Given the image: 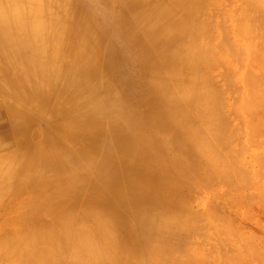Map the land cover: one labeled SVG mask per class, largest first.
Returning a JSON list of instances; mask_svg holds the SVG:
<instances>
[{
	"label": "bare ground",
	"instance_id": "obj_1",
	"mask_svg": "<svg viewBox=\"0 0 264 264\" xmlns=\"http://www.w3.org/2000/svg\"><path fill=\"white\" fill-rule=\"evenodd\" d=\"M219 1L220 0H214V4L217 3V5H212L213 0H208L206 2L204 0L205 3L203 0H91L88 2L83 0H0V159L3 158L2 161H6L7 166V172H4L6 175L4 174V176H1L0 178H3V180H9L12 179L13 176L15 178L17 175V179L21 180L22 175L25 174L28 178L24 182H22V180L19 181V192L23 190L26 193L28 191L30 194L32 193L34 195L33 198L32 196H28L31 197L30 199L32 200H23V202H20L16 197L18 191L14 192L13 189H8L9 186L6 187L7 189L4 191H2L3 189L0 190V218H3L0 220V259L2 260V264H9L3 263L4 261L12 262L13 264L14 262L15 264H99L101 261L100 263L103 264L102 262L104 260L109 262L108 264H120L121 262V264H123L127 259H123L125 257L119 256V253L122 252L121 255H123V253L129 255V253L132 254L134 250L136 252H134L132 255H129V258H131L133 255L134 256L131 258L132 260L130 259L131 262L127 260V264H129L128 262L131 264H133V262L134 264H138L137 262L142 260L144 257L146 261L149 259H147V256H149V254L146 255L147 253L139 255L136 247L137 249L139 247H143L141 249H146L148 252L156 250L154 248L158 246L160 243L159 241L161 239L164 240V237L162 236L164 230H168L170 224H172V220H174L172 218H174L176 215L178 216L179 214V211L177 212L178 214H176V210H178L181 206L176 208V204H182L183 207H185L184 203H187V200H189V195L192 193L190 190L192 186L190 187V185H193V182L194 185L196 182H198L200 186L202 184H206V179H204V181H200V179H198L199 176H194L196 173H192V171H199L201 166H209L211 161L208 159L210 161L208 162L207 158L204 157L205 155H203V152L205 147L211 143L210 141L215 137L217 131L219 132L220 130V132H222L224 129L227 130V125H222L223 120L226 117L228 118V116L233 114V112H236V114H233L234 116L239 113L238 111H240L242 114L244 111L243 107H246L247 103L249 105L251 103L252 104L251 106L246 107L250 108V110L245 109V112L248 110V112H250L253 109L254 111H258V114L262 113L260 111L264 112V106L259 105L262 98L264 100V94H261L263 93L262 89L264 84L262 83V87L261 82L258 81V83H260L259 85L261 86H258V84L255 85L256 82H254L258 80V78L259 80L261 78L263 79L264 76L262 77L259 74L260 77L257 75L258 77L256 76L257 78L255 80L253 76H255L254 74H256V72H253L255 69L252 70L256 64L258 67H260L258 72L262 71L261 69L264 68V61L259 58V56L263 57L264 48L261 47L262 44H260V42V45L257 44L260 39H257L258 41L255 39V37L258 36L257 34L263 36L264 32L258 33L257 30H259L260 27H254L256 25V21L255 24L253 21L255 19L254 16L256 15H254L253 12H258L260 15L261 12H259V10L263 11L264 6L262 7V5H260V7L258 5L257 7L260 8H258L259 10L256 11L257 7H255V5L252 3L257 4V0L256 2H254L255 0H251V3L250 0H243L246 2L245 5H243L241 2L243 5H241V12H248V14H246L247 17H245V14L239 13L245 17L242 18V20L244 19L245 22L247 21L249 23L245 24V26H243L244 20H241L242 16L239 14V16L229 15L231 17L230 19H233V21L235 17L234 22L237 21L240 24L242 21L241 27H245L247 30L246 31L245 28L241 29L240 25L237 27L238 24L236 23L237 25L235 27H237V29L234 27V30L236 31H234L236 33V37H234L237 38V40L241 39L245 32H248L247 34L245 33V37L247 38L251 32L250 36L243 43H240L243 38L239 41L240 45L238 44V47L236 48L240 49V53L236 48H234L235 51H237L236 53H238L237 57L235 58L236 53L233 50V47H231V44L234 43L232 46H237V44H235V40L230 39L232 35L229 36V30L226 29L229 27L228 23H226L227 25L224 24L227 19H223L225 17L227 18L228 15L224 16L223 18L221 17V15L228 13L225 11L228 9H224V6L227 3L224 5L223 0V3H221L223 7L222 10V8L218 9V7H220ZM229 1L231 2L232 0H228V4ZM248 2L251 8L249 7ZM261 2L259 1L258 3L263 4L264 1ZM231 3L233 4V2ZM206 4H208V7L211 5L212 10L207 11L206 8L208 7H206ZM251 4L253 6H251ZM213 6H216L215 9L217 8L216 13H213L215 11ZM228 7L230 9V6ZM238 7H236V9L234 7L235 11L238 10ZM248 7L249 9H252L253 7L255 10H248ZM221 10L222 13L217 12ZM223 11H225V13H223ZM263 13L264 12H262V14ZM216 14L222 18L221 20L223 22L219 20L220 23L225 25L224 27L222 24L221 28L218 25V21V24H216L217 28L219 26L220 30L226 29L225 31H228L226 35H223L224 30L220 32L221 36H224L222 39L226 41L224 42L226 46L223 45L224 40L222 43H220L222 40L220 39L221 36L218 41L219 43H215L216 39L212 38V36L219 37V33V35L217 33H214L216 35L213 33L210 34V31L217 32L215 29L216 25H214L215 23H212V26L209 25V28L214 26L213 28L215 31H213V28H211L212 30H209V28L207 29V22L210 24V21L213 20ZM250 15L254 17H251L252 21L250 20ZM259 15H256V18H258V20L260 18L263 21L264 16L262 17ZM237 16L240 20L236 18ZM247 18L249 21L246 20ZM217 19L218 18L215 17V20ZM262 21H260V24L257 22V26L262 25ZM246 25L250 26V28H248L249 31ZM241 30H245V32H241ZM263 30L261 29V31ZM200 34H205V36H200ZM238 34L241 36V38L237 37L239 36ZM252 34H255V36H252ZM206 35L210 37H208L209 40ZM260 35L258 37L261 38ZM228 38L230 42L232 40L231 44L227 43ZM262 38L264 41V36ZM210 39H213L211 41L212 43L209 42ZM248 40H250V44H253V46L249 44ZM252 40H254V43ZM254 44L258 46L255 47ZM229 49H232V51H230V53L232 52L230 54L231 61L229 60V62H234V58L236 61L239 59L238 61H242L240 65L242 67L245 64L244 60L240 58L243 56V54L241 56L242 52L245 53L244 55H255V57L252 58L253 61L251 59L252 56L247 59L248 62L250 61L252 63L251 68V63L249 65V63H247L245 60V62L249 65V69L248 67H244L246 68V71H248L244 72L241 77L244 78L245 75V83L248 82L246 79L250 78L249 80H254L252 81L254 84L252 82L251 83L255 88L252 85L249 86L250 84L247 83L249 87L247 86L245 90L250 88L252 92H257V94L259 93V97L254 93H250L249 99L253 97V100H255L250 102L248 98L245 99L246 96H249V94L246 95L247 93L244 91L245 93H243L242 98L245 100H240V103L242 102L241 106L243 105V107H241L239 103L238 106L237 104L235 105V103L231 102L232 109L233 107L235 108V106H237L243 110L241 109V111L236 107L235 109L238 111L235 109L234 111L232 110V113L229 111L230 114H224L225 116L228 115L225 117L223 114L221 115L220 112L222 109L224 110L226 108L224 105H222L224 102L222 100L225 99V96H223L225 95L223 94L225 89L223 88L224 92L222 93L223 95H221L223 99L219 98V93V96L214 94V85L212 87L211 83H217L218 81L215 80L216 82H213V80H210L213 75L210 69H214V66L221 63L222 60L220 59H223L221 58V55H229V53H227L229 52ZM219 52H221V54H219ZM256 56H258V59ZM219 60L220 63L218 62ZM254 61L256 64H253ZM229 62L227 64L228 66H230ZM260 62L262 63L260 64ZM235 63L240 64V62ZM242 63L244 64L242 65ZM222 64V67L224 68L227 66H225V63L223 62L220 64V66ZM238 64L237 67L239 69L240 66H238ZM247 64L245 66H248ZM224 68L223 72H226L225 74L227 75L228 71H224ZM232 69V66L227 68V70L231 71V73L233 72ZM237 70L235 72H237ZM223 72L222 75L219 73L220 76H224ZM248 72H250L249 76L253 77L252 79L248 76ZM218 73H215L213 78L216 77ZM231 75L233 74H229L230 78H232ZM233 76L235 77V75ZM224 78L221 77L224 82L229 80ZM243 78L236 79L238 81L240 79L243 82ZM232 81L230 79L227 84L225 82V84L229 85L230 88H227V86L224 85L227 88L226 90L229 89V94L234 90L232 87H235V82H238L233 80V78ZM241 84L238 83L239 87H237L239 89L241 88ZM256 86H258L259 89ZM237 87H235L236 89L233 92L237 93L243 90H238ZM216 89L218 88H215V91L218 92L219 90ZM222 91L220 90V92ZM234 94L229 95L230 97L232 96V101L234 99L233 102H239V100H237L238 96L236 98L233 97L237 94ZM241 94L238 97L239 99H241ZM214 95L216 97L218 96V99H216ZM256 97L258 98L256 99ZM217 100L220 101V106L219 102L217 106ZM256 100H259L260 103ZM254 102H256V104ZM263 102L261 104H263ZM224 104L226 105V101ZM254 104L255 107H253ZM258 105L262 106L260 107L261 109L258 108ZM213 106L215 108H212ZM218 107L219 109L216 112H220L219 115L212 112L213 109L216 110ZM231 108L229 110H231ZM226 111H228L227 108L224 110V113ZM248 112L246 113L247 115ZM255 113H251V115L254 116ZM241 114L239 113L238 115L240 116ZM217 115L218 117H216ZM247 115L245 116L246 118L250 116V114L248 116ZM213 116H215L216 119H219V123L214 122L217 124V126L221 125L219 130V127L217 128L212 123L215 120ZM209 117H213V120H211ZM221 117H224L222 118V123L220 120ZM237 117L238 116L232 117L233 119L236 118L238 120L235 125L231 123L235 127L237 126L238 122H242L240 121L241 119L239 120ZM260 117L263 118L261 122L259 121V117L258 119L255 117L257 123L255 121V123H250L253 122L251 120H255L251 119L250 117L247 118L250 119V121L247 120V122L245 119H243V116L241 117L242 120H245L243 122H246L247 124L249 122L250 124H248L249 126L247 125V129H245L246 123L243 124L242 122L240 124V126L243 125L241 126L242 130L245 127V130L249 129L250 131L245 132L248 134L251 133L249 135L250 137H245L247 138L249 147L250 145H253L255 147L257 146L256 148H258L260 146L259 144L262 145V141L264 140V138L263 140L262 138L258 140L256 139L260 136V134H263L264 136V132L260 133L261 130L264 131L263 129L260 130V128H264V126L254 127V124L264 125V115L261 114ZM202 119H205L206 125L203 124L205 121ZM206 119H209V121L207 122ZM233 119L230 118L231 121ZM226 122L224 124H226ZM207 123L211 124L212 127H216L215 130L217 129V131L213 130L216 133L213 135L212 139L211 134L213 132L209 130L211 126L209 125V127ZM251 124L253 125L254 131ZM228 126H230V124ZM235 127H232V129H234L233 131L237 129L235 133L231 132V127H228L229 130L227 131H230V134L228 133V138H230L229 136H231L232 133L234 134L231 136L234 137L231 138L233 140L235 139V136L240 135V132H238L239 130L241 131L242 135L246 134L245 132H242L241 129H238V127ZM253 132L258 134V137H256V134ZM224 134L219 137H215V139L217 138L215 143H221L223 141V143L220 144L223 146V148L222 146L220 147L215 143V145L210 144L213 150L215 148L216 151H220V158L224 157V154H227L229 150L227 149L225 152L226 149L224 147L231 148V145L235 144L237 140H240L241 142L238 143L237 141V144L242 145V142L244 144L247 143V141H241L244 139L242 136L239 137V139L236 138V141L233 143L231 139L227 138L226 140L225 136L227 137V134L225 136ZM252 136H255V139H252ZM203 138L206 139L205 142H207V139H211L210 141L208 140L210 143H206V145L203 142ZM259 140L260 142L258 144ZM226 141H229L227 142V145L230 143V146L228 145L229 147L224 145L226 144ZM256 142L257 144L255 145ZM244 144L241 146L242 149L240 147L242 151L245 149ZM248 146L246 147L247 151L245 150V153L248 155L253 153L255 155L254 152L257 150L254 151L255 149H252V151H248ZM217 147L220 148L218 149ZM208 148L212 150L210 147ZM208 148L206 147V150H208ZM221 148L225 150L223 151ZM233 149H230L233 151L229 150V153L234 152L235 154L237 148L236 150L235 148ZM210 150H208V153ZM241 150L237 152L238 154L240 153L239 155L244 156V152L241 154ZM260 150L261 149H259L258 152H260ZM216 151L214 150L216 155H213V157L215 156V159H217ZM223 152L225 153L222 154ZM205 153L207 152H204V154ZM211 153L212 152H210L208 155L210 156ZM260 153L262 154L263 152L261 151ZM228 154L224 158L229 159V162L231 159H233L231 162H234L235 155L230 153L229 156ZM247 154H245V156ZM259 154H257L259 157H257V155L256 157L252 154L250 155L252 156L253 160L256 158V160L260 162L261 157L264 158V155L260 154V157ZM228 156H233L234 158L231 157L230 159ZM210 158L212 159V155ZM258 158L260 160H258ZM226 159L220 160L223 162ZM205 160L207 163H205ZM256 160L254 163L257 164L258 162ZM2 161L0 160V162ZM263 161L264 159L261 162ZM222 162L219 163L223 164L224 166V162ZM236 162L237 161H235V163ZM247 162L248 160H246V163ZM215 164L216 163L214 162L212 163V165ZM218 164L214 166L215 169H213L214 167L210 164L211 167L209 166L210 169L208 168V171L211 170V174H208V182L206 181L209 184H207L208 186L203 185V187H207L206 189H213L214 187L217 188L218 185L216 184V181L218 178L219 180L222 179L221 181L223 185L224 183L228 184H226L224 190H227V186L231 190L234 188L233 192L236 191L235 188L237 189V187H244L239 182V185H236V187L233 184L237 181L242 182V180H239V178L237 180L236 178L239 176L243 177V174L246 172L244 170H247V168L250 170L248 167L249 165H247V168H244V170H239V176L237 174L235 175V171H238L236 168V170H234L232 173L229 172V174L231 173L230 175L233 174V178L231 176L229 177L232 179L235 177V181L232 183V179L229 181V177L226 175L224 176L225 173L221 174L218 172V174H220L216 175V171L222 170L221 172L223 173L226 169H228L225 166L221 169ZM252 164L253 163H251V165ZM259 164L258 166H260ZM232 165L236 166L234 163L230 164V169L227 171H232L231 168L234 167ZM216 166H218V170ZM238 168L242 169L243 167L239 164ZM261 168L262 166H260V168L258 167L257 169L254 167L253 169L255 171L253 173L255 174L256 171L257 173H260V171L262 172ZM32 171L35 172L34 175ZM212 171H215L216 174H212ZM237 171L236 173H238ZM2 173L3 172H1V174ZM260 174L264 175V172ZM222 175L227 177L228 181L225 180ZM248 175L249 174L247 172L244 177L247 178ZM214 176L220 177L215 178ZM249 176L251 177L247 179H251L255 175L252 176L250 174ZM209 177H211L212 180L211 178L209 179ZM196 178L197 180H195ZM261 178L263 179L264 177ZM253 179L254 178L249 180V182L253 181ZM191 180H193V182ZM257 180H255V182L253 181V183H256L255 185L258 188L257 182L260 180ZM212 181H214V183ZM247 181H245V183L242 182V184L246 185L248 183L247 185L249 186L250 183ZM212 183L216 186L212 185ZM209 185L212 186L209 187ZM229 185H231V187ZM213 190H215V188ZM238 190L241 189L239 188ZM261 190L264 194V190ZM228 192L229 194L231 193V191ZM228 192L226 193V191H223L224 194L226 193L224 195L225 197L228 195V198L231 196L233 199L237 198L233 196V192V194L230 196ZM253 193L251 192L250 194L253 195ZM262 193L259 195H262ZM244 196H246V194H244ZM255 197L256 196H254V198ZM228 198L226 197L227 203L233 201L232 198L231 200L229 199L230 201ZM255 199L256 201L258 200L257 198ZM262 200L263 199H261L260 203L264 204V201L262 202ZM246 202H244V204ZM239 204L240 203L237 205ZM249 204L247 205V208L250 207ZM187 206H189V204ZM193 207L194 206L190 207V210L189 207H186L185 210H194L196 213L198 211L200 212L201 208H199V210H195L196 207ZM206 208H208V206H206ZM181 209L182 208L179 209L181 213L179 214L178 219L181 222H184V224H181L184 226V228H186V230H188V228L193 224L197 226H191V230L192 228L195 229V227H201V229H203V226H209L208 223H211L210 230L213 226L214 231L212 229L211 232L213 231L214 234L221 231V235H223L224 231V233L227 232L224 230V228L227 229L228 227L229 229V226H227L229 223H227V221L231 219L229 217L227 220L229 214L227 215V213L224 212L223 214H226L227 216L221 215L220 213L221 211L223 212V210L218 209L217 206L216 208L214 207L212 209V212L216 213L217 216H219L218 218L214 216L216 214L209 212V209L207 210L202 208V211L206 212H200V214L202 213V216H200L198 213L199 219H202L200 222L199 220L196 221L198 218L195 219L193 218L194 216L190 217L189 212H187V214L186 211L182 209L186 213L184 216V213H182ZM173 211H175V213H171ZM218 214L224 217H221ZM248 214H250L251 217L252 212ZM181 215L184 216V218L186 216L190 219L192 218L191 221H193V224H191L190 221L186 223V221L190 220L188 218L186 220L183 218L184 221H182V218L180 219V217H182ZM207 215L211 216V221L213 219L215 223L217 221L216 219L219 220V223L220 220L223 221L226 219L227 221H225L227 223V227L224 225L225 227L218 226V228V222L216 223L217 225H214V222H208L207 220H209V218H207ZM220 217L221 219H219ZM249 218L247 217V219ZM178 219L176 218V221L173 223V225ZM259 220L258 222L261 223L262 220L260 218ZM231 221L234 224V221L230 220V223ZM178 223L174 228L171 226L173 231L178 230L176 229L178 228ZM199 223L206 224L201 226ZM253 223L255 226L257 225L255 221ZM222 224L224 223L221 222L220 225ZM231 224L230 227H233ZM182 225L179 224V226ZM183 226L181 228H183ZM205 227L203 230L206 229L209 231V228L207 229ZM236 227L240 226L237 225ZM135 229L139 230H137L140 234L139 237L137 231H134ZM171 229L169 230L170 232ZM131 230H133L134 233L136 232L138 237L136 239H138L137 241L140 244L139 246L136 245L137 241L135 240L134 233L132 235L133 231ZM179 230L177 231L176 236H179ZM196 230L197 229H195V231L193 230L194 232L192 231L191 235H193V233L195 235V233L199 231ZM234 230L233 232H235V235H239L237 231L239 229ZM246 230H248V227ZM158 231H161V235L158 234ZM169 231L167 233H169ZM229 231L232 230L230 229ZM204 232L202 237L205 236ZM110 233L112 234L111 236H109ZM153 233H156L157 237H159V235L162 236V238L159 237L158 244L155 242L157 239L154 240L156 243L155 246H152L151 244L153 242V238L150 235ZM182 233V235L180 233L182 237L183 235L187 234L186 232L184 233L183 230ZM198 233H196V235L199 237ZM254 233L256 234V232ZM174 234L172 237H174ZM189 234L190 232L187 235L188 237L186 236L184 238L180 236V238H177L179 240H177V242H175L176 240L174 241V237L172 240L174 243H172L171 240H168L174 245L180 242L181 244L179 243V245L182 246V244L187 243L186 239L190 240ZM209 234H206V238L210 237ZM227 234L228 233L225 235L229 239V234ZM245 234L246 233L244 231L241 232L240 237H238L240 242L242 239L246 241L244 238L246 236L247 240H251L249 237L250 234ZM121 235L125 236L122 237ZM216 235L217 234H215V237ZM242 235L245 236L242 238ZM149 236L152 238V240H150ZM258 236L261 235L259 234ZM198 237L195 238L199 240L200 238ZM118 238H120L121 243L123 240L125 242L128 241L127 243H129V240H127V238H129V244H131L133 247L135 245V249L133 247H129V244L125 243L129 248H131V250H127L126 252L128 247L126 249L123 248L125 247V244L123 247H121L123 243L121 244L119 241L117 242V240H119ZM195 238L193 237L192 239ZM231 238H233V236H231ZM203 239H205V237ZM228 239L226 240L228 241ZM235 239L237 240V237ZM235 239H229V241L232 240L233 242ZM141 240L144 245H142L143 243ZM165 240H167V238ZM168 240L167 242H169ZM211 240L215 241L214 238ZM224 240L225 239L222 240L221 244L226 242V240ZM199 241L201 242V239ZM202 242L205 243V241ZM217 242L219 241H215V243ZM232 242H228L230 246L233 245L230 244ZM162 243L165 244L164 241ZM190 243H192V241ZM226 243L224 244L226 245ZM246 243L247 241L244 242V245L245 249L247 250V248L250 246H248V243L246 246ZM107 244H109V246ZM167 244L168 243L165 245ZM187 244L189 245V243ZM207 244L209 245V243ZM240 244L241 243H238V246ZM170 245L171 244H169V246ZM177 245L176 247L179 248L180 253L186 254V248L184 250V246L179 247V245ZM196 245L199 246L200 244L196 243L194 246ZM201 245L204 244L201 243ZM201 245L199 246L200 248L197 246L193 249L199 248L200 253L203 254L201 251L204 246L201 247ZM225 245L223 246L225 247ZM234 245L231 248H235ZM117 246H119L121 249H119ZM167 246L166 248L169 249ZM241 246L242 245H240V247ZM112 247L113 250L115 249V251L119 250V253L116 251V254H119L118 256L114 254L115 251L112 253ZM115 247H117V249ZM164 247L165 246H163V248ZM209 247L211 248V246ZM240 247H238V249H240V253L238 252L239 256L236 255L237 258L235 259L237 262L232 261L237 264L238 259L241 256L243 257V252L245 253V249H242L244 251H241ZM175 248H173L174 252ZM236 248L233 250L234 253L237 250ZM132 249L134 250L132 251ZM217 249L218 247L215 250ZM179 250L177 251L178 253L176 252L177 254L175 253V257H179ZM210 250H212V248ZM109 251H111L112 254H109ZM147 251H144V253ZM219 251L221 252L222 249ZM247 251L249 252V250ZM161 252L165 253V251ZM174 252H172V255H174ZM189 252L191 251H188V254H190ZM213 252L212 254L214 261L216 258H214L215 252ZM84 254H86V257L83 256ZM221 254H219L220 257H216L223 260V257L221 258ZM246 254L248 253L246 252L245 255ZM58 255H60V257L62 255V257L59 258ZM230 255L232 256L234 254ZM108 256L109 258L107 259ZM183 256L184 254H182V257H179V259H182ZM207 256L208 255H206V257ZM246 256L245 261L243 260L244 257L240 258V260L242 259L244 262H246ZM134 257L135 259H133ZM139 257L142 258L140 259ZM152 257L153 253L150 259ZM178 257L175 259L178 260ZM164 258L165 257H163V259ZM171 258L170 263H176L174 262L175 260L173 261ZM207 258L210 259L209 256ZM234 258L230 260H233ZM58 259L60 260L58 261ZM150 259L147 261L148 264ZM189 259L191 260V258ZM225 260H223L221 263H227ZM242 260L239 262L240 264L243 263ZM105 261L104 263L107 264ZM143 261H141L142 263H139L146 264V261ZM160 261L162 263V260ZM192 262L193 261H191V263ZM207 262L205 263L208 264L212 261H209L208 263ZM259 262L262 263V259L261 261L259 260ZM154 264L157 263L154 262ZM178 264L186 263H184L183 260V262H178ZM216 264H220V262Z\"/></svg>",
	"mask_w": 264,
	"mask_h": 264
},
{
	"label": "rangeland",
	"instance_id": "obj_2",
	"mask_svg": "<svg viewBox=\"0 0 264 264\" xmlns=\"http://www.w3.org/2000/svg\"><path fill=\"white\" fill-rule=\"evenodd\" d=\"M83 1H87V2H88V1H91V0H83ZM206 1H208V0H205V2H206ZM209 1H210V0H209ZM245 1H246V0H245ZM245 1H243V0H236V1H235V0H232L231 2H233V4H232L230 1H229V4H228V0H224V3H223V0H222V1L220 0V1H219V3H220L219 6H220V7L217 6L218 9H219V8H220V9L222 8V10H223V7H222V4H221V3H223L224 5L227 3L228 6H230V9H229V7L227 6V4H226L225 6L223 5V6H224V9H226V8L228 9V10H225V11L228 12V13L226 14L225 11H223V13H225V14L221 15V17L223 18L224 16L228 15L227 18L225 17V18H223V19H227L226 22L224 21V22H225L224 24L227 25L226 23H228V26H229V27L226 26V27H227L226 29L229 30V34H230V35H229V34H228V35H229V36H231V35L233 36V37L231 36L230 39L236 41L235 44H237V46H236V45L232 46V45L234 44V43L231 44L232 40H231V42H230V41H229V38L227 39V40H228L227 43H230V44H231V47H233V50H234V51H235L234 48L238 47L239 41L243 38V39L240 41V43H243V42H244V41L250 36V33H251V32H250L249 35H248L247 38H246V37H245V33H246L245 30H246V28L243 27V28H245V30H241V32H245L244 35H242L243 37L241 38V36L238 34L239 36H237V37H240L241 39L238 38L239 40H237V38H235V37H236V36H235V35H236V33H235L236 31L234 30V27L238 24L237 27L240 25V28L243 29V28L241 27V23H242V21H243L244 19L242 20V18L247 17L246 14H248V12H246V11L243 12V13L241 12V5H242V4L245 5V4H246ZM259 1L261 2V1H264V0H257V4H255V3H252V4L255 5V7H257L258 5H259V6L262 5V7H263V6H264V2H263V4H261L262 2L259 4V3H258ZM203 2H204V0H203ZM205 2H204V3H205ZM215 2H216V1H215ZM241 2H242V4H241ZM244 2H245V3H244ZM252 2H253V1H252ZM254 2H256V0H255ZM208 3H209V2H208ZM250 3H251V0H250ZM231 4H232V5H231ZM234 4H235V5H234ZM236 4H238V5H236ZM252 4H251V6H253ZM207 5H208V4H206V7H208ZM212 5H217V3L214 4V0H213V4H212ZM243 5H242V6H243ZM248 5H249V2H248ZM203 6H205V5H203ZM209 6H210V7H208V8L205 7L207 11L212 10L211 5H209ZM238 6H239V7H238ZM215 7H216V6H215ZM215 7L213 6V8H214V10H215L213 13H216V9H217V8L215 9ZM231 7H232V8H231ZM234 7H235V9H236V7H238V10H240V11H238V10L235 11ZM249 7H250V5H249ZM249 7H248V10H251V11H252V9H253V11L255 10L253 7H252V9H249ZM260 7H261V6H260ZM260 7H257L256 11H258V10H259L258 8H260ZM209 8H210V9H209ZM242 8H243V7H242ZM250 8H251V7H250ZM231 9H233V10H231ZM261 9H263V8H261ZM222 10H221V11H217V12H218V13H219V12L222 13ZM242 10H243V9H242ZM246 10H247V9H246ZM248 10H247V11H248ZM211 12H212V11H211ZM237 12H238V13H237ZM249 12H250V11H249ZM259 12H261V14H262V12H264V10H263V11H260V10H259ZM213 13H212V14H213ZM239 13H241V14H245L246 16L244 17V16H242V15L239 14ZM253 13H254V15H255V14H256L257 16L259 15L258 12L256 13V12L254 11ZM238 14H239L240 16H242V17H241V20H242V21H241L240 24H239L237 21L234 22V21H235V17H234V21H233V19H230L231 17L229 16V15L236 16V15H238ZM251 14H252V13H251ZM261 14H260L259 16H262V17H263V16H264V13H263L262 15H261ZM213 15H214V14H213ZM239 15H238V16H239ZM256 15H255L254 17H255V19H257V20H255V19L253 20V21H254V24H255V21H256V25H255L254 27H258V28L260 27L259 30H257V29H255V30H257L258 33H262V32H264V30H263V27H264V22H263V21H264V20L262 21V19L259 18V20L262 21L263 24H262V23H261V24H262L263 26H262V25L257 26L258 24H260V21L258 20V18H256ZM204 16H205V15H204ZM208 16H209V15H208ZM208 16H207V19H208ZM210 16H211V14H210ZM238 16H237L236 18H238ZM248 16H249V15H248ZM212 17H213V16H212ZM215 17L218 18V19L215 20ZM215 17L213 18V20L210 18L213 22L210 21V19H209L210 24L207 22V24H208V25H207V26H208L207 29L210 27L209 25H211L212 23H215L214 25H216V24H218L217 22H218L219 20H220L221 22H223V21L221 20L222 18H220L217 14H216ZM228 17H229V18H228ZM251 17H253V16L250 15V20H251ZM254 17H253V18H254ZM248 18H249V17H248ZM248 18H247L246 20H248ZM253 18H252V19H253ZM228 19H230V20H228ZM263 19H264V18H263ZM231 20H232V21H231ZM238 20H240V19L238 18ZM207 21H208V20H207ZM215 21H216V22H215ZM220 21H219V24H218V25L221 27L223 23L221 24ZM248 21H249V20H248ZM251 21H252V20H251ZM251 21H250V24H251ZM258 21H259V22H258ZM257 22H258V24H257ZM229 23H230V25H229ZM236 23H237V24H236ZM247 23H248V22H247V21L245 22V20H244V22H243V26H245V24H247ZM224 24H223V25H224ZM231 24H233V25H231ZM248 24H249V23H248ZM252 24H253V23H252ZM254 24H253V25H254ZM212 25H213V24H212ZM212 25H211V26H212ZM225 25H224V27H225ZM219 26H218V28H217V25H216V27H215V29H216L217 32H212V31H210V34H212V33H213V34H214V33H217V34L219 33V34H220V35L218 34L219 37H217V36L215 37V36H212V35H211L212 38H214V39L217 40V41L215 40V43L219 41V38H220V36H221V33H220V32H222V31L224 30L223 32H224L225 34L223 33V35H226V33L228 32V31H225L226 29H222V30H220ZM246 26H247V25H246ZM248 26H249V25H248ZM248 26H247V29L250 28V26H249V27H248ZM213 27H214V26H213ZM213 27H211V28H213ZM224 27H223V28H224ZM230 27H231V28H230ZM232 27H233V29H232ZM237 27H235V28L237 29ZM254 27H253V28H254ZM211 28H209V30H210ZM221 28H222V27H221ZM251 28H252V25H251ZM205 29H206V27H205ZM205 29H204V30H205ZM261 29H262L263 31H261ZM211 30H212V29H211ZM250 30H251V29H250ZM205 31H206V30H205ZM207 31H208V30H207ZM213 31H215L214 28H213ZM230 31H232V32H230ZM234 31H235V32H234ZM246 31H247V30H246ZM248 31H249V29H248ZM259 31H260V32H259ZM208 32H209V31H208ZM233 32H234V33H233ZM237 32H238V31H237ZM241 32H240V33H241ZM253 32H254V31H253ZM231 33H232V34H231ZM238 33H239V32H238ZM247 33H248V32H247ZM247 33H246V34H247ZM255 33H256V31H255ZM206 34H208V33H206ZM210 34H209V35H210ZM256 34H257V33H256ZM263 34H264V33H263ZM201 35H202V36H205V34H204V35H203V34H200V36H201ZM214 35H216V34H214ZM253 35L255 36V34H252V36H253ZM257 35L259 36L260 34H257ZM206 36H207V38L209 37L208 35H206ZM229 36H228V37H229ZM234 36H235V37H234ZM258 36L255 37L256 40H257V39H258V40L260 39V41L257 40V41H258L257 44H258V45L262 44L261 47L264 48V46H263L264 41H263V38H262L264 35H263V36L260 35L261 38L258 37ZM244 37H245V38H244ZM205 38H206V37H205ZM207 38H206V40H207ZM209 38H210V37H209ZM209 38H208V40H209ZM222 38H224V36H223V37L221 36L220 39H222ZM225 38H226V37H225ZM250 38H251V37H250ZM212 40H213V39H212ZM212 40L210 39L209 42L212 43V42H211ZM223 40H224V39H222V40L220 41V43H222ZM261 41H262V42H261ZM224 42H226V41H225V40L223 41V45L226 46V45L224 44ZM248 42H249V44H250V40H248ZM252 42L254 43V40H252ZM259 42H260V44H259ZM213 43H214V41H213ZM218 43H219V42H218ZM255 43H256V42H255ZM230 44H229V45H230ZM239 45H240V44H239ZM250 45H251V44H250ZM258 45H255V44H254L255 47L258 46ZM227 46H228V44H227ZM251 46H253V44H252ZM228 47H229V46H228ZM231 47H230V48H231ZM225 48H227V47H225ZM236 49H237V51L239 52L240 49H238V48H236ZM227 50H228V49H227ZM230 51H232V49H229V52H227V53H229V55H221V58H223V59H220V58L218 57L220 60H222L221 63H222V62L225 63V66L228 64L229 60L231 61V59H230V54H231L232 52L230 53ZM234 51H233V52H234ZM237 51H235V53H236ZM241 52H242V51H241ZM239 53H240V52H239ZM219 54H221V52H219ZM242 54H243L244 57L242 56ZM244 54H245V53L242 52V53H241V56H242V57H240V58H242V60H244V63H245V64L242 63V65L244 64L243 67L240 66V65H241V62H242L241 60L238 61V60H239V59H238V60L236 61L235 58H236L237 55H238V53H236V55L233 54V55H235V58H234L235 60L231 57V58L233 59V61H234V62H231L232 65H231V63L229 62L230 66L227 65V66L224 68V67H222L223 64L220 66L221 63H220V60H219L218 62H219L220 64L216 65V63H215L216 66H214V69H210V70H211V73H213L212 78H211L210 80H213V82H214L215 80H217V81L220 83V84H219L218 82H217L218 84H217V83H211L212 87H213V85H214V87H213L214 94H215V95H218V96H219V94H220L219 98H222V99H223V97H221V95L225 94V95H223V96H225V97H224L225 99L227 98L226 100H225V99H224V100L219 99V100L224 101L222 105H224V106L227 108V110H228V111H226L227 113H226V112L224 113V110H226V108H225L224 106H223V107L225 108L224 110L222 109L223 107L221 108L222 111H220V112H221V115L223 114V116H225L224 114H228V115H229L230 113H232V110L234 111V109L237 107V106H235V108L233 107V109H232V108H231V107H232V105H231L232 103H235V105L237 104L238 106H239V104H240V106H241L242 102L240 103V100H241V101H242V100L244 101V100L247 99V98L249 99V97H250V93H251V94L254 93V92L251 91L250 88L246 89L247 91L245 90V88H247L248 84H250L249 86L252 85L253 87H254V85H253L254 82H256L255 85L258 84V86H261L262 83L264 84V78H263V79L261 78L263 82L261 81V79L259 80V78H258V80H256V78L259 76V74H260L262 77L264 76V68H262V67L264 66V64H263V66L261 67V68H262V69H261L262 71H259V72H258V70H259L260 67H258V65L255 63V61L253 62V64L255 63L257 66L255 65V67H253L252 70L255 69L253 72H256V74H254L255 76H253V77L255 78L256 81H254V80L252 79V78H253L252 76H249V74H250V72H251V69H250V72H248V76L251 77L252 81H254V82H252L251 80H249L250 78H249V79H246V80L248 81V82H247L248 84L244 82V80H245V75H244V78L241 77V75L244 74V72H247V71H248V70L246 71V68L248 67V69H249V65H250V63H251L250 61L248 62L247 59L250 58V56H252L251 59L255 57V55L253 56V55H244ZM233 55H232V56H233ZM215 56H219V55H215ZM258 56H259V55H258ZM258 56H256L257 59H258ZM238 58H239V57H238ZM259 58L262 59V61H264V55H263V57L259 56ZM226 59H227V61H226ZM260 59H259V60H260ZM217 60H218V59H217ZM245 60L247 61V63H249V65L245 62ZM252 61H253V59H252ZM235 62H240V64L235 63ZM258 62H259V61H258ZM261 63H262V62H260V64H261ZM237 64H238V66H240L241 68L239 67V69H238ZM246 64H247L248 66H245ZM231 66H232V68H233V69H232V71H233L232 73H231V71H229V70H231V69L227 70V68H229V67H231ZM215 67H216V68H215ZM218 67H219V68H218ZM244 67H246V68H244ZM251 67H252V63H251V65H250V68H251ZM257 67H258V69H257ZM223 68L225 69L224 71H228V72H227V75L225 74L226 72H223ZM237 69H238V70H237ZM219 70H220V72H219ZM236 70H237V72H235ZM238 71H239V72H238ZM218 72L221 73V75H222V72H223V73H224V76H220V74H219ZM234 72H235V73H234ZM242 72H243V73H242ZM253 72H252V73H253ZM211 73H210V75H211ZM215 73H218V75H216V77L213 78V76L215 75ZM228 73H229V74H233V75H235V77H236L237 79H238V78H243V82L245 83V86H244V83H243L240 79H239V81H238L233 75H231L232 78H233V80L238 81V82H235V84H236L235 87H237V86L239 87L238 83H240V84L243 83V84H241V86H240V87H241L240 89H241V90L243 89V90H242V91H239V92H237V90H236L237 93H240V92L242 93V94L240 93V94H241V99L238 98V97L240 96V94H237V93L233 92V91L236 89V88L233 86L234 84L232 85V86H233L232 88L234 89V90L232 89V90H233L232 93L229 94V93H228V92H229V89L226 90L227 88H230V86H229V85H226V84L230 81V79H231V81H232V78L229 77V74H228ZM262 73H263V75H262ZM246 74H247V73H246ZM207 75H208V74H207ZM210 75H208V76H210ZM252 75H253V74H252ZM257 75H258V76H257ZM219 76H220V77H219ZM225 76H226L227 78H226ZM246 76H247V75H246ZM248 76H247V78H248ZM256 76H257V77H256ZM210 77H211V76H210ZM221 77H222V78L225 77L224 79H226V80L229 79V80H227V82L225 81L226 84H225L224 80L221 79ZM259 77H260V76H259ZM219 78H220L221 80H220ZM218 79H219V80H218ZM258 81L261 82V85H259L260 83H258ZM211 82H212V81H211ZM215 82H216V81H215ZM221 82H223V83H221ZM232 82H233V81H232ZM249 82H250V83H249ZM251 82H252L253 84H252ZM230 83H231V82H230ZM233 83H234V82H233ZM215 84H216V85H215ZM221 84H222V85H221ZM224 85H226L227 88H226ZM242 85H243V87H242ZM220 86H221V87H220ZM222 86H223V87H222ZM249 86H248V87H249ZM258 86H256V87L258 88ZM219 87H220V88H219ZM238 87H237V89L240 90ZM262 87H263V85H262ZM215 88H218V89H216V90H219V91H218V92L215 91ZM223 88L225 89V92H224V89H223ZM251 88H252V87H251ZM254 88H255V87H254ZM260 88H261V87H260ZM222 89H223V91H222ZM258 89H259V88H258ZM258 89H256V90H258ZM263 89H264V87H263ZM263 89H262V92H263V93H261L262 95L264 94V90H263ZM220 90H221L222 92H220ZM230 90H231V89H230ZM252 90H253V89H252ZM226 91H227V93H226ZM244 91L247 93L246 95L249 94V96H246L245 99L242 98V97H243V96H242L243 93H245ZM249 91H250V92H249ZM253 91H254V90H253ZM215 92H216L217 94H216ZM223 92H224V93H223ZM248 92H249V93H248ZM218 93H219V94H218ZM222 93H223V94H222ZM234 93L237 94V95H235ZM231 94H232V95H233V94L235 95V96H233L234 98H236V97L238 96V97H237V100H239V102H238V101H237V102H233L234 99H233V101H232V96H231V97L229 96V95H231ZM254 94H256V96L259 97V93L257 94V92H255ZM215 95H214V97H216ZM226 95H227V96H226ZM262 95H261V96H262ZM218 96L216 97V99H218ZM228 96H229V98H228ZM251 97H252V96H251ZM258 97H256V99H257ZM261 98H262V97H261ZM261 98H260V99H261ZM214 99H215V98H214ZM254 99H255V98H254ZM249 100H250V102L255 101V100H253V97H252L251 99H249ZM262 100H263V98H262ZM262 100H261V103L264 101V100H263V101H262ZM225 101H226V105L224 104ZM228 101H230V102H228ZM246 101H247V100H246ZM256 101H257V100H256ZM218 102H219V106H220V101H218V100L216 101L217 106H218ZM227 102H228L230 105H229ZM231 102H232V103H231ZM250 102H249V103H250ZM257 102H259V100H258ZM216 103L214 102L215 105H216ZM221 103H222V102H221ZM238 103H239V104H238ZM245 103H246V102H245ZM254 103L256 104V102H254ZM259 103H260V102H259ZM261 103H260L259 105L264 106V102H263V104H261ZM214 104H213V105H214ZM251 104H252V103H251ZM251 104L249 105V104L247 103L246 107L251 106ZM255 104H254L253 107H255ZM215 105H214V106H215ZM259 105H258V108L261 109L260 107H262V106H259ZM214 106H213L212 108H215ZM233 106H234V105H233ZM241 107H243V105H242ZM246 107H243V108H244V111L242 112V114H241L240 111H238L237 109H235V110H237V111L241 114L240 116L238 115L239 113H237V115L234 116L233 114H236V112H235V113L233 112V114L229 115L230 117H229L228 115H226V116H228V118L225 116L226 118L223 120V124H222V125H227V126H226L227 130L224 129L225 131L222 130V132H220V130H219L221 125L218 124V125H220V126H217V124L214 123V122L217 123V122L219 121V119L217 118V119H218V120H217V119L215 118V116H213V117L215 118V120H214L212 123H213V125H215L217 128L219 127V128H218L219 132L217 131V129L215 130L216 127H214V126L212 127L211 124H209L211 121H210L209 123H207L208 126H209V125L211 126V127L209 126V127H210L209 130L213 132V133L211 134L212 136L209 135V136H211V139H212L213 135H215V133H216V132H214V131H217V133H216L217 136L215 135V137H219V136L223 135L224 132H225L224 136L227 134V137L225 136V139L227 140L228 135L230 134V131L227 132V131L229 130L228 127H229V128L231 127V129H232V127H235V126H233L232 124L235 125V123L238 121L236 118L233 119L232 117H236V116H238L237 118H238L239 120L241 119L240 121H242V122L245 121V120H246V122H247V120L250 121V119H247V118H249V117H250L251 119H255V117L258 119V117H259V118H260V120H259L260 122L263 120V118L260 117L261 114L264 115V112H263V111H260V112H262L261 114H258V111H256V110L254 111V109L251 110L250 112H248V111L250 110V108H246ZM230 108H231V110H229ZM237 108H239V107H237ZM218 109H219V107H218L216 110L213 109L212 112H213V113H217L216 111H217ZM221 109H220V110H221ZM239 109H240V108H239ZM241 109H242V108H241ZM241 109H240V110H241ZM245 109H249V110L245 112ZM256 109H257V108H256ZM214 110H215V112H214ZM242 110H243V109H242ZM242 110H241V111H242ZM262 110H263V109H262ZM229 111H230V113H229ZM252 111H254V112H252ZM218 112H219V111H218ZM220 112L217 113V114L219 115ZM222 112H223V113H222ZM247 112H248V115L250 114V116H248V115L246 114ZM255 112H257V113H255ZM213 113H212V114H213ZM244 113H245V115H244ZM251 113H255V114H256V115L254 114L255 117H254L253 115H251ZM213 115H214V114H213ZM218 115H217L216 117H218ZM221 115H220V116H221ZM246 115L248 116L247 118L245 117ZM258 115H259V116H258ZM211 116H212V115H211ZM242 116L244 117L243 119H245V120H242V118H241ZM251 116H253V117H251ZM213 117H212V118L209 117V118H211V120H213ZM222 118H224V117H221V118H220L221 123H222ZM230 118L233 119V120L231 121ZM226 119H227V122L229 121L228 124H227V122H226ZM202 120L205 121V119H202ZM206 120H207V119H206ZM208 121H209V119L207 120V122H208ZM251 121H253V122H250V123H255V122H256V119H255V120H251ZM254 121H255V122H254ZM225 122H226V124H224ZM242 122H241V123H242ZM246 122H243V124H245ZM260 122H259V123H260ZM218 123H219V122H218ZM231 123H232V124H231ZM241 123H240V122L237 123V126H236V127H238V129H241V126H243V125L240 126ZM256 123H257V122H256ZM203 124L206 125V121L203 122ZM229 124H230V126H228ZM248 124H249V122H248ZM248 124L246 123V128L244 127L245 129H247V125H248ZM262 124H263V123H262ZM238 125H239L240 127H239ZM249 125H250V124H249ZM249 125H248V126H249ZM255 125H256V124H254V127H257V126H259V127L262 126V127H263V126H264V125H260V124H257L256 126H255ZM244 126H245V125H244ZM251 126H252V128H253V125H252V124H251ZM236 127H235V128H236ZM221 128H222V127H221ZM223 128H225V127H223ZM244 128H243V130L241 129L242 132H245V131H246V132H250L249 129H248V130H245ZM252 128H251V129H252ZM231 129H230V130H231ZM255 129H256V128H255ZM261 129L264 130V128H260V130H261ZM213 130H214V131H213ZM233 130H234V129H232L231 132L235 133L237 129H236L235 131H233ZM260 130H259V131H260ZM253 131H254V128H253ZM256 131H257V129H256ZM259 131H258V132H259ZM226 132H227V133H226ZM238 132H240V133H239L240 135H239V136H235V139H236V138L239 139V137L242 136V138H244V139H242V138H240V139H242L241 141H245V142L247 141V138H245V137H246V136L250 137L249 135L251 134V133L248 134V133L245 132L246 134L243 133L244 135H242V133H241L240 130H239ZM251 132H252V131H251ZM258 132H257V133H258ZM261 132H264V131L261 130L260 133H261ZM218 133H219V134H218ZM228 133H229V134H228ZM233 133H232V135H234ZM253 133H254V132H253ZM254 134H256V133H254ZM1 135H2V134H1ZM232 135H231V136H232ZM236 135H237V134H236ZM252 135H253V134H252ZM257 135H258V134H256V137H258ZM261 135H262V136H261ZM231 136H229L230 138H228V139L234 138V137H231ZM206 137H207V135H206ZM215 137H214L212 140H211V139H207V142H205L206 139L203 138L204 141H203V140H202V141H203L205 144H206V143L208 144V143L211 142L210 144L213 145V144L215 143L216 139H217V138L215 139ZM254 137H255V136H254ZM254 137L252 136L251 138L253 139ZM207 138H208V137H207ZM209 138H210V137H209ZM261 138H262V140H263V138H264L263 134H260V136H259L258 138H256V139L258 140V139H261ZM218 139H219V138H218ZM223 139H224V138H223ZM225 139H224V140H225ZM235 139H234V140L231 139L233 143H234V141H236ZM245 139H246V140H245ZM254 139H255V138H254ZM208 140H209V141L211 140V141L209 142ZM249 140H250V139H249ZM219 141H220V140H219ZM237 141H238V140H237ZM237 141H236V142H237ZM255 141H256V140H255ZM263 141H264V140H263ZM263 141H262V145L259 144L260 140L258 141V144L260 145V146H259L260 148H259V147L256 148L257 146L255 147V146H253V145H250V147H249V146H248V145H249V144H248V141H247V143H245V144L242 142V145H243V144L245 145V146H244L245 149H243L244 151L241 150V149H242V147H241L242 145H241V144H237L236 142H235V144L232 143L235 147H234L233 145H231V148H226V147H224L226 150H225V149H222L223 146L220 145V144L223 143V141H222L221 143H220V142H216L215 144L218 145V146H220V147L222 146L221 149H222L223 151L225 150V152L227 151V149L230 150V149H233V148H235V150H236V148H237V151L241 150V151H240L241 154H242V152H244V153H243L244 156L242 155L243 157H242L241 155H239L240 153L238 154L237 151H235V154H234V152H230L231 154L233 153V155H235V158H234L233 156H231V157L234 158V162H233V161H232V162H233L235 165H236L239 161L241 162V161L243 160L241 163L239 162L236 166L232 165V166H234V167L231 168L232 171H231V170H230V171H227L228 169H230V166H229V165H230V164H233V163L231 162V160H233V159H231V157H229V156H230V155H229V154H230V153H229V150H228L227 154L229 153V154H228V155H229L228 157L231 159L230 162H229V159L224 158V157L227 156V154H226L225 152H223L222 154L225 153L226 155L224 154V157L220 158V156H219L220 151L218 152V151H216V149L214 148V150L217 152V156H216L217 159H215V156L213 157V155H216V154H215V152H214V150L212 149V146H211L210 144H209L210 146L206 144V145H207L206 147H207V148L210 147V148L213 150V151H212V150H210V149L208 148V150H210V152H212V153L214 152L213 154L211 153V155H212V159L210 158L211 155H210V156L208 155V154H210V152L208 153V150H206V147H205V149H204V152H207V153L204 154V152H203V155H205L204 157H206L207 160L209 159V160L211 161V162H210V161L208 160V162H210L211 165H212L213 162L216 163L215 165H217L219 162H222L220 159H222V160L226 159V160H225L226 162H225V161H223V162H224V166H225L226 168H228V169H226V168H225L226 170L223 169V170H225L223 173L221 172L222 170H221V171H216L217 174L215 173V171H212V174L215 173L216 175H219L220 173H221V174H224V173H225L224 176H225V175H226L227 177L231 176V177L233 178V174H232V175H230V174H231L234 170L238 169V171L236 170L238 173H236V171H235V175L237 174V175L239 176V172H240L239 170H244V168H247L246 166L249 165L248 167H249L250 170H248V168H247L248 171H247V170H244V171H246V172H245V174H243V177H240V176L237 177V176H236V177H237L236 179L238 180V178H239V180H242V182L245 183V181L248 180L247 182H249V180H251L252 178H254L255 180H257V179L259 178V179L257 180V181L260 180L259 182H257V183H258V188H257L256 185H255L256 183H255V184L253 183V181L255 182V180L253 179V181H250V182H249V183H250L249 186H251V183H252V186H251V187H249V186L247 185L248 183H247L246 185H245V184H242L241 181H237V182H235V183H237V184H235V183L233 184V185H235V187H236V185H239V184H238V182H239V183H241V185L244 186V187H242V186H241V187H237V189L235 188V190H236L237 192L239 191L238 193H240V194H238L236 191L233 192V190H234L233 186H232V188H233L232 190H231L230 188H228V186H227V188H226L227 190H224V189H225V186H226L227 183H226V184L224 183V185L222 184V181H221L222 179L219 180V178H218V177L221 176V175H220V176H218V177H217V176H216V177L214 176L215 178H218V180L220 181V182H219V181L216 179V180H217V181H216V182H217L216 184L218 185V187H217V188L214 187L215 190H213V189H214L213 187H212L213 189H211V188L206 189L207 187L204 186V187H205V188H204L203 185L208 186L207 184H209V183H207V182H208L207 179H208V176H209L208 174H211V173H210L211 170L208 171V168L210 169V167H211V165L209 164L210 167H209V166H205V167H204V166H201V167L199 168V171H197V170H193V171H192V173H196V174H194V176H196V177L199 176L198 179H200V181H202V180L204 181V179H206V180H205V183H206V184H202V185L200 186V184H199L198 182H196V183H198V184L195 183V185H196V187H195L193 180H191V181L193 182V185H194V186H193L192 184L190 185V187L192 186V188H190V190L192 191V193H191V195H189V200H187V203H184V206H185V207H183L182 204H179V205L176 204V205H177L176 208H179V207L181 206L180 208H182L184 211H186V210H185L186 207H187V208L189 207V210H190V207L194 206V207H196L195 210H197V209L199 210V208H201V209H200V212H204V213H205L206 211H202V208L207 209V210L209 209V212H212V209H213L214 207L216 208V206H217L218 209L223 210V212L221 211V213H220L221 215H224V214H223L224 212H226L227 215H228V214L231 215V216L228 215L227 220H228L229 217H230V218H231L230 220H233V221H234V224H235L236 226L239 225L240 227H236V226L233 224L232 221H231V223H232V224H231V223H230V220L227 221V220L225 219V220L227 221V223L229 222L228 225H227V226H229V229H228V227L226 226L227 223H226L225 220H223V221H225V222H223V221L220 220V223H219V220L215 218V219L217 220L216 223L218 222V223H217L218 225H217V224L213 221V219H212V221H211L210 218H212V217L209 216L211 213H210L209 215H207V218H209V220H207V219H206V220H207L208 222H209V221L214 222V223H215L214 225H217V227H218V226H219V227H220V226L222 227V226L225 225V226L227 227V229L224 228L225 226H224L223 228H224V230L227 231L226 233L229 234V235L227 234V235L230 237L229 239H233V240H234V239L237 237V240L235 239V241H233V242H232V240L229 241L228 237L225 235L226 233H224L225 231L223 232V229H222L223 235H221V231H219V232H220V234H219V232H216V230H215V232H216L215 234H217L216 237H215V234H214V232H213V231H214V228H213V226L211 227V228L213 229V231H212L213 234H212V232H211L212 229L210 230L211 223H208V222H206V223H208L209 226H208V225H205L206 223H203V224L206 226V227L203 226V229H204V227L207 228V229L209 228V231L206 230V229L203 230V229H201V227H200V228L198 227L199 229H198L197 227H195V229L199 230L201 233H200L199 231H198L199 233L196 232V233L199 234V237L196 235V233H195V235H194V233H193V235H191V234H192L191 232H192L193 230L195 231V229L192 228V230H191L190 227H191V226H192V227H193V226H197V225H194V224H193V221H191L192 218L190 219V218H188L187 216L184 218V216H185V214H186L187 212H189L190 217H193V216H194L193 218H195V219L198 218V219H196V221L199 220V222H200V221L202 220V219H199V214H200V212L198 211V212L196 213V211H194V210L189 211V210L187 209L188 211H186V213H185V212L181 209V210H182V213H184V216L181 215L182 217H180V219L182 218L181 220L184 221V220H186V219L188 218V219H190V220L186 221V223L190 221L191 224H193V225H191V226L189 225V226H190L189 228H188V226H187V228H188V230H189V232H190V234H189V235H190V237H189L190 240H189V239H188V240L186 239V241H187V243H189L190 246H189L187 243H186V244H187V245H186V244L183 242V243L185 244V246H184V244H182V246H184V247H183L184 250H185V248H186V254H185V253H180L179 248L176 247V245H177V244L179 245L180 242L177 243V244H175V245L172 244V243H174L175 240H176L175 242H177V240H178L177 238H180V236L183 234V233H182V230H183L184 233H185V232L187 233L188 230H186V228H184V226L182 225V224H184V222H181V221L178 219V216H179V214L181 213L180 210H179L180 208H179L178 210H176V214L179 213L178 216L176 215L177 217L174 216V218H172V219H174V220H172V224H170V226H169L170 229H171L172 227L174 228L175 225H176V224L178 223V221H179V223H178V228H176V229H178V230H179V227H180V230L182 229L181 232H180V230H179V232H178L179 236H178V235L176 236L178 230H177V231L174 230V231L176 232V233H175V232L173 231V229H171V232H170V231H169L170 229L168 228V230H167V229L164 230V233L162 232L163 234H165V235L162 234V236L164 237V240L161 239V240L159 241V242H160V243H159V242H158L159 237L162 238V236H160V235H161V234H160L161 231H158L159 233L157 232L158 234H160L159 237L156 236V235H157L156 233H153V234L150 235V236H152L153 240H152V238L149 236L150 240L153 241V242L151 241V242H152V243H151L152 246H155V245H156L155 242H157V244L159 243L158 246L162 244V245H161L162 247H161V246H159V247L156 246V248H154V249H156V250H152L151 252H148L146 249H145V250H142L141 248H143V247H141V248L139 247L138 249H137V247H136V250H138V251H137L138 254L140 255V254H146V253H147L146 255L149 254V256H147V259H148V258L150 259V257L152 256V253H153V257L150 259L149 264H151V263L154 264V262L157 263V264H169V263L171 262V260H170L171 256H172L171 259H173V261L175 260L174 262H176V263H174V264H178V262H183V260H184V263H186V264H187V263H189V264H192V263L196 264L197 261H199V262H197V264H204V263L207 262V261H208V262H209V261H212V262H210V263L207 262L208 264H212V263H213V264H216V263H219V262H220V264H228V262H229V264H237V263H235V262H237V260H235V259L237 258V256H239L238 254L240 253V249H238V247H240V245H242L240 248H241V251H244V250H242V249H245L244 242L247 241V243H248L249 245L246 243V246H247V245L250 246L249 248H247V250H249V252H250V255H249V252L245 249V253L247 252L248 254H246V255H247V256H246L245 253L243 252V254H244V255H243L244 259H243V260L245 261V256H246L247 259H246V262H244V261L241 259L242 262H243L242 264H245V263L247 264V263H249V262H250L251 264H257V263L259 262V260L261 261V259H262V263L259 262L258 264H260V263H261V264H264V262H263V259H264V248H263V246H264V242H263V241H264V228H263V225H264V206H263V205H264V204L260 203L261 199H263L262 202L264 201V198H263V197H264V194L262 193V190H261V189L264 190V186H263V185H264V178H263V179L261 178V177H264V175H263V174H260V173H263V172H264V171H263V169H264V167H263V166H264V163H263V162H264V161L261 162V161L264 159L263 157H261V155H264V142H263ZM224 142H225V141H224ZM227 142H229V141H226V144H224L225 146L227 145ZM239 142H240V140L238 141V143H239ZM253 142H254V140H253ZM240 143H241V142H240ZM249 143L251 144L250 141H249ZM215 144H214V145H215ZM246 144H247V145H246ZM252 144H253V143H252ZM256 144H257V142L255 143V145H256ZM228 145L230 146V143H229ZM228 145H227V146H228ZM239 145H240V146H239ZM229 146H228V147H229ZM232 146H233V147H232ZM247 146L249 147V148H248V151H249V150L252 151V149H253V150L255 149L254 151L257 150V151H256L257 154H259L261 151L263 152L262 154L260 153L261 155L259 154L260 157H261V161H260V162H258V161L256 160V158H254V159L258 162L257 164L254 163L255 160H253L252 156L250 155V154H252L253 156L256 157V155H257L256 152L253 151V152L255 153V155H254L253 153H250L249 155H250L251 157H250L247 153H245V150L247 151V149H246ZM220 147H217V148L219 149ZM238 147H239V150H238ZM240 147H241V149H240ZM244 147H243V148H244ZM250 148H251V149H250ZM218 149H217V150H218ZM259 149H261L260 152H258ZM233 150H234V149H233ZM233 150H230V151H233ZM221 152H222V151H221ZM236 152H237V153H236ZM206 154H207L208 156H207ZM245 154H247L248 156H247V155L245 156ZM236 155H237V159H236ZM257 157H259V156L257 155ZM206 158H205V159H206ZM241 158H242V159H241ZM244 158H245V161H244ZM249 158H250V159L252 158V159L250 160ZM262 158H263V159H262ZM2 159H3V158H1L0 160L2 161ZM238 159H239V160H238ZM212 160H213V161H212ZM227 160H228L229 163L227 162ZM246 160H248L247 163H246ZM258 160H260V159L258 158ZM216 161H217L218 163H217ZM235 161H237V162L235 163ZM4 162H5V163H4ZM223 162H222V163H223ZM249 162H250V163H249ZM1 163H2V164H1ZM205 163H207L206 160H205ZM227 163H228V166H227ZM243 163H246V164H243ZM251 163H253V164H252L253 166L251 165ZM259 163H260V164H259ZM261 163H262V165H261ZM239 164H240V166L243 167L242 169H240L241 167L238 168V165H239ZM242 164H243V165H242ZM258 164H259L260 166H262V168H263V169L261 168L262 172L260 171V173H257V171H256L255 174H254L253 172H254L255 170H254L253 168H254V167H255L256 169H257L258 167L260 168V166H258ZM3 165H5V166H3ZM215 165H212V166L214 167ZM250 165H251L252 167H251ZM218 166H220L221 169H222V167H224L223 164H220V163L218 164ZM218 166H216V167H217V170H218ZM244 166H245V167H244ZM202 167H203V168H202ZM206 167H207V169H206ZM213 167H212V168H213ZM220 167H219V169H220ZM233 168H234V169H233ZM235 168H236V169H235ZM251 168H252V169H251ZM6 169H7L6 161H2V162H0V177H1V176H4V174H5L4 172H7ZM213 169H215V167H214ZM226 171H227L228 173H227ZM258 171H259V169H258ZM1 172H3V173L1 174ZM207 172H209V173H207ZM218 172H220V173L218 174ZM229 172H231V173L229 174ZM247 172H248L249 175L251 174L252 176H254V175H255V176L252 177L251 179H247V178L251 177V176H249V175H248L247 178L244 177V175H246ZM249 172H250V173H249ZM32 173H33V175H34L35 172L32 171ZM32 173H31V174H32ZM206 173H207V175H206ZM241 173H242V171H241ZM227 174H228V175H227ZM258 174H259V175H258ZM5 175H6V174H5ZM235 175H234V176H235ZM240 175H241V174H240ZM257 175H258V176H257ZM262 175H263V176H262ZM194 176H193V178H194ZM222 176H223V175H222ZM224 176H223V177H224ZM211 177H213V176H211ZM211 177H209V179H210ZM227 177H224L225 180H227ZM231 177L228 178L229 181H231V180H230V179H232ZM13 178H14V176H13ZM13 178H12V179H9L10 181H9V180H3V178H2V179L0 178V180H1V181H0V190L3 189L2 191H4V190L7 189L6 187L9 186L8 189H13L14 192H17V191H18L16 197L18 198V200H19L20 202H23V200H27V201L32 200V199H30L31 197H28V196H32V198H33L34 195H33L32 193L30 194L28 191H27V193H26V192H24L23 190H21V191L19 192L20 189L18 188L19 181H21V180H22V182L26 181L27 178H28L27 175L23 174L22 177H21V180H20V179H17V175H16V177H15L14 179H13ZM215 178H214V179H215ZM242 178H243V179H242ZM214 179H213V180H214ZM244 179H245V181H244ZM2 180H3V181H2ZM195 180H197V178H196ZM211 180H212V178H211ZM211 180H210V183H211ZM223 180H224V179H223ZM11 181H12V182H11ZM200 181H199V182H200ZM206 181H207V182H206ZM227 181H228V180H227ZM234 181H235V177H234V179H232V183H233ZM212 182L214 183V181H212ZM189 183H190V181H189ZM202 183H203V182H202ZM213 183H212V185H214ZM230 183H231V182H230ZM230 183H229V184H230ZM232 183H231V184H232ZM5 185H6V186H5ZM212 185H209V187L212 186ZM227 185H228V184H227ZM12 186H14V187H12ZM214 186H216V185H214ZM229 186L231 187V185H229ZM245 186H246V187H245ZM254 186H255L256 188H255ZM16 188H18V189H16ZM239 188H240L241 190H238ZM243 188H244V189H243ZM210 189H211V190H210ZM228 189H229V190H228ZM207 190H208V191H207ZM223 191H226V193H227L228 191H231L230 194H229V192H228L229 196H230L231 194L234 193L233 196H234V197H237V198H239V199H237V198H234V199H233L232 196H231L230 198H228V195H226V197L228 198V200H229V199L231 200V198H232V200H233L232 202L227 203V202H226L227 199H226V197L224 196L226 193L224 194ZM245 191H246V193H245ZM247 191H248L249 193H248ZM232 192H233V193H232ZM251 192H252V193H253V192H256V193H253V195L255 194L254 196H256L255 198L258 199L257 201H256V199L254 198V196H253L252 194H250ZM263 192H264V191H263ZM261 193H262V195H259V194H261ZM242 194H243V195H242ZM244 194H246V196H244ZM248 194H250L254 199H253L250 195H248ZM256 194H257V195H256ZM236 195H237V196H236ZM258 195H259V196H258ZM247 196H248V198H247ZM249 196H250V197H249ZM257 196H258V197H257ZM244 197H245V198H244ZM260 197H261V198H260ZM250 198H251V200H250ZM259 198H260V199H259ZM248 199H249V200H248ZM33 200H34V199H33ZM230 200H229V201H230ZM237 200H238V201H237ZM244 200H246L247 202L244 201ZM252 200H255L256 202H255V201H252ZM249 201H252V202H249ZM258 201H259V203H258ZM203 202H204V203H203ZM237 202L240 203V204L237 205V204H238ZM244 202H246V203L244 204ZM247 203H248V204H249V203H251V204L253 203V204H252V205L249 204L250 207L247 208V205H248ZM254 203H255V204H254ZM263 203H264V202H263ZM188 204H189V206H187ZM235 204H236L237 206H236ZM246 204H247V205H246ZM261 204H262V205H261ZM190 205H191V206H190ZM206 206H208V208H206ZM209 206H210V207H209ZM228 206H230V207H228ZM251 206H252V207H251ZM260 206H262V207H260ZM194 207H193V208H194ZM211 207H213V208H211ZM237 207H239V208H237ZM256 207H258V208H256ZM176 208H175V209H176ZM193 208H191V209H193ZM252 208H253V209H252ZM255 208H256V209H255ZM261 208H262V209H261ZM244 209H246V210H244ZM247 209H248L249 211H248ZM210 210H211V211H210ZM215 210H216V209H215ZM225 210H226V211H225ZM251 210H252V211H251ZM178 211H179V212H178ZM192 211H194L195 213L192 212ZM213 211H214V210H213ZM216 211H218V210H216ZM216 211H215V212H216ZM259 211H260V212H259ZM262 211H263V213H262ZM177 212H178V213H177ZM244 212H245V213H244ZM246 212H247V213H246ZM250 212H252L251 217H253V218H251V217H250V214H248V213H250ZM171 213H175V211H173V212H171ZM198 213H199V214H198ZM212 213H213V212H212ZM217 213H218V212H217ZM187 214H188V213H187ZM193 214H194V215H193ZM195 214H196V215H195ZM201 214H202V213H201ZM201 214H200V216H202ZM213 214H216V213H213ZM213 214H212V215H213ZM220 214H218V215H220ZM254 214H255V215H254ZM260 214H261V215H260ZM173 215H174V214H173ZM173 215H172V216H173ZM221 215H220V216H221ZM227 215L225 214L224 216H227ZM247 215H248V216H247ZM252 215H254V216H252ZM196 216H197V217H196ZM203 216H205V215H203ZM214 216L217 217V218L219 217V216H217V214L214 215ZM224 216H221V217H224ZM242 216H243V217H242ZM221 217H220L219 219H221ZM247 217H248V218L250 217V218L247 219ZM176 218H177L178 220H177V222L173 225V223L176 221ZM183 218H184V220H183ZM202 218H203V217H202ZM232 218H233V219H232ZM259 218L262 220L261 223L258 222ZM2 219H3V218L1 217L0 220H2ZM257 219H258V220H257ZM204 220H205V218H204ZM252 221H253V222L255 221V223H256L257 225L255 226V224H254ZM259 221H260V220H259ZM203 222H204V221H203ZM221 222L224 223V224L220 225ZM257 222H258L259 224H258ZM181 223H182V224H181ZM194 223L196 224L195 221H194ZM197 223H198V222H197ZM179 224L182 225L183 228H181L182 226H179ZM189 224H190V223H189ZM199 224H201V226L203 225L202 223H199ZM230 224H231V226H233V227H230ZM241 224H242V226H241ZM262 224H263V225H262ZM186 225H187V224H186ZM260 225H262V226H260ZM171 226H172V227H171ZM199 226H200V225H199ZM234 226H235V227H234ZM176 227H177V226H176ZM185 227H186V226H185ZM219 227H218V228H219ZM247 227H248V230H246ZM134 228H135V227H134ZM232 228H233V229H232ZM240 228H241V229H240ZM200 229H201V230H200ZM215 229H216V227H215ZM220 229H221V228H220ZM230 229H231L232 231H229ZM234 229H239V230H237L239 235H235V232H233ZM242 229H243V230H242ZM137 230H138V229H137ZM137 230L135 229L134 231H137ZM184 230H185V231H184ZM190 230H191V231H190ZM197 230H196V231H197ZM202 230H203V231H202ZM245 230H246V231H245ZM131 231H133V230H131ZM134 231L132 232V235H133ZM138 231H139V230H138ZM138 231H137V234H138V237H139L140 234H139ZM165 231H166V232H165ZM168 231H169L170 234L167 233ZM172 231H173V232H172ZM194 231H193V232H194ZM204 231H205V232H204ZM228 231H229V232H228ZM234 231H235V230H234ZM237 231H236V234H237ZM243 231L246 233L245 235H247V234L249 235V234H250L249 237L251 238V240H249V239L247 240V236L244 237L245 235H242V238L244 237V238L246 239V241L243 240L242 238H240V239H242L241 242L239 241L238 237H240V234H241V232H243ZM251 231H252V232H251ZM154 232H155V231H154ZM189 232H188V233H189ZM203 232L205 233V236H204L205 239H203L204 237H202V236L204 235ZM206 232H207V233H206ZM230 232H231V233H230ZM250 232H251V233H250ZM254 232H256V234H255ZM174 233H175V234H174ZM180 233H181V235H180ZM188 233L185 234V235H183V237H182V236H181V237H182V238L186 237V236L188 235ZM209 233H210V234H209ZM232 233H233V235H232ZM252 233H253V235H252ZM257 233H258V234H257ZM154 234H155V235H154ZM166 234H167V235H166ZM173 234H174V237H175L176 239H175L174 237H172ZM206 234H209L210 237L207 236L208 238H206ZM211 234H212V237H211ZM243 234H244V233H243ZM254 234H255V235H254ZM259 234H260L261 236H258ZM107 235H108V234H107ZM111 235H112V234L110 233L109 236H111ZM134 235H135V240L137 241L138 239H136V238H138V237H137V235H136V232L134 233ZM170 235H171V236H170ZM219 235H220V236H219ZM224 235H225L226 237H225ZM234 235H235V236H234ZM121 236H122V235H121ZM124 236H125V235H124ZM124 236H122V237H124ZM154 236H155V238H154ZM191 236H192V237H191ZM213 236H214V237H213ZM223 236H224V237H223ZM231 236H233V238H231ZM262 236H263V238H262ZM122 237H121V238H122ZM168 237H169V238H168ZM187 237H188V236H187ZM193 237H194V238H195V237H196V238H197V237L200 238V239H201V242L199 241L200 239H199V240L196 239V238H195V239H192ZM218 237H219V238H218ZM234 237H235V238H234ZM255 237H256V238H255ZM125 238H126V237H125ZM125 238H124V239H125ZM133 238H134V237H133ZM166 238H167V240L169 239V240H171V241H172L173 238H174V241H172V243H170L171 241L168 240L169 242H167V240H165ZM170 238H171V239H170ZM212 238H214L215 241L218 240L219 242L215 243V241H212V240H211ZM220 238H221L222 240H223V239H225V240L228 239V241L226 240V242H227V243H228V242H232V243H230V244H233V245H234V242H235V245H237V246L234 245V247H235V248L237 247L236 249L239 250V251L236 250L235 253H237V254H235L234 251H233L235 248H231V247H233V245L230 246L229 243L227 244L226 242H223V244H221L222 240H221ZM118 239H119V240H117V242L119 241V242L121 243L120 238H118ZM122 239H123V238H122ZM156 239H157V241L154 242V240H156ZM207 239H209V240H207ZM219 239H220V240H219ZM127 240H129V243H130V239L127 238ZM135 240H134V241H135ZM150 240H149V241H150ZM195 240H197V241H195ZM225 240H224V241H225ZM112 241H113V240H112ZM123 241H124V240H123ZM123 241H122L123 245H121L122 243H121V244L119 243V244L121 245V247H123L124 244L128 242V241H127V242H125V241L123 242ZM136 241H135V242H136ZM163 241L165 242V244L168 243V244H167L168 246L165 245L164 243H162ZM178 241H179V240H178ZM183 241H184V239H183ZM191 241H192V243H190ZM194 241H195V242H194ZM202 241H205V243H206V241H207V243H209V245H208L207 243L205 244V243L202 242ZM258 241H260L261 243L258 242ZM141 242H142V240H141ZM193 242H194V243H193ZM198 242H200V243H198ZM249 242H252V243H249ZM262 242H263V243H262ZM129 243H127V244H129ZM142 243H143V242H142ZM149 243H150V242H149ZM196 243H197V244H200V245H201V243L204 244V245H201V247L204 246V248H202V251H201V252H203V254L200 253V250H199V248H200L199 246H200V245H199V246H198V245L194 246ZM224 243H226L227 247H226V245H225ZM238 243H241V244L238 246ZM242 243H243V244H242ZM113 244H114V243H113ZM127 244H125V247H123V248L126 249L128 246H129V247H133V246H131V244H129L128 246H127ZM163 244H164V245H163ZM169 244H171V245L169 246ZM180 244H181V243H180ZM216 244H217V247H218V249H217L218 251L215 250V249L217 248V247H216ZM261 244H262L263 246H262ZM107 245L109 246V244H107ZM117 245H118V244H117ZM120 245H119V246H120ZM136 245H138V246L140 245V244L138 243V241H137V244H136ZM142 245H144V243H143ZM142 245H141V246H142ZM178 245H177V246H178ZM205 245H206V246H205ZM223 245H225L226 248H225ZM243 245H244V247H243ZM113 246H114V245H113ZM119 246H117V247H118L119 249H121ZM163 246H165V247L163 248ZM166 246L169 247V249H167ZM182 246L179 245V247H182ZM191 246H192V248H191ZM197 246L199 247V248H197L199 251H198L197 249H193L194 247L196 248ZM207 246H208L209 249L207 248ZM209 246H211L212 250H210L211 248H210ZM213 246H214V247H213ZM260 246H262V247H260ZM117 247H115V248L117 249ZM129 247H128V249H126V252H127V250H131V248H129ZM160 247H161V248H160ZM172 247H173V248L176 247V248H175V252L173 251L174 249H173ZM219 247H220V248H219ZM221 247H222V248H221ZM223 247H224V248H223ZM242 247H243V248H242ZM109 248H110V247H109ZM133 248L135 249V245H134ZM144 248H145V247H144ZM170 248H171V250H170ZM177 248H178V249H177ZM187 248L190 249V250H188ZM134 249H132V251H133ZM158 249H159V250H158ZM160 249H161V250H160ZM221 249H222V251L220 252L219 250H221ZM224 249H225V251H224ZM258 249H259V250H258ZM112 250H113V247H112L111 251H112ZM178 250H179V254H178L179 257H182V254H184V256H183L182 259H179V257L176 255V256L178 257V260H176L177 257H175V253H176ZM192 250H193V251H192ZM205 250L208 251V252H206ZM213 250H214V252H215V254H214V258H216V259H215L216 261H215V260L213 261V254H212ZM231 250H232V251H231ZM111 251H109V254H112V253L115 251V249L112 251V253H111ZM116 251H117V250H116ZM116 251L114 252V254H116ZM118 251H119V250H118ZM118 251H117V252H118ZM139 251H140V252H139ZM141 251H142V253H141ZM144 251H147V252L144 253ZM153 251H155V252H153ZM156 251H157V253H156ZM161 251H165V253H162ZM168 251H169V254H168ZM188 251H191L192 253L189 252L190 254H188ZM211 251H212V252H211ZM216 251H217V252H216ZM229 251H230V253H229ZM120 252H121V251H120ZM123 252H125V251H123ZM128 252H131V251H128ZM134 252H136V251L134 250ZM134 252H132V254H133ZM158 252H161V253H158ZM172 252H174V255H172V254H173ZM182 252H185V251H182ZM198 252H199V253H198ZM205 252H206V253H205ZM214 252H213V253H214ZM218 252H219V253H218ZM222 252H223V253H222ZM227 252H228V253H227ZM232 252H233V253H232ZM238 252H239V253H238ZM118 253H119V252H118ZM121 253H122V252H121ZM121 253H119L120 255H119V254H118V255H119V256H122V257H125V258H123V259H127L128 261H130V259L134 256V255H133L131 258H129V255H130L131 253H129V255H128V254H125V253H123V255H121ZM177 253H178V252H177ZM177 253H176V254H177ZM204 253H205V254H204ZM207 253H208V254H207ZM210 253H211V254H210ZM221 253H222V254H221ZM114 254H113V255H114ZM132 254H131V255H132ZM159 254H160V255H159ZM167 254H168V255H167ZM170 254H171V256H170ZM180 254H181V255H180ZM197 254H200V255H197ZM219 254L222 255L221 258L223 257V260L227 259L228 257H231V258H228L227 260H225V262H227V263H221V262H223V260H222V259H219L218 257H216V256H219ZM225 254H226V255H225ZM227 254H228V255H227ZM230 254H234L235 256H234V255L231 256ZM241 254H242V252H241ZM85 255H86V254H84L83 256H85ZM116 255H117V254H116ZM118 255H117V256H118ZM126 255H127V256H126ZM135 255L137 256L136 253H135ZM139 255H138V256H139ZM146 255H144V256H146ZM156 255H157L158 257H157ZM164 255H165V256H164ZM166 255L168 256V258H167ZM185 255H186V256H185ZM192 255H193V257H192ZM195 255H197L198 257L195 256ZM206 255H208V256L210 257V259H208V258H207L208 256L206 257ZM229 255H230V256H229ZM236 255H237V256H236ZM58 256H59V258L62 257V255H61V257H60V255H58ZM160 256H161V257H160ZM169 256H170V258H169ZM190 256H191V257H190ZM194 256H195V257H194ZM227 256H228V257H227ZM233 256H234L235 258H234ZM262 256H263V257H262ZM85 257H86V256H85ZM85 257H84V258H85ZM127 257H128L129 259H128ZM142 257H143V256H142ZM142 257H139V258L141 259ZM163 257H165L166 259H169L170 261H169V260H166L165 258L163 259ZM173 257H174V258H173ZM188 257L191 258V260H190ZM200 257H201V258H200ZM202 257H203V258H202ZM219 257H220V256H219ZM243 257L241 256L240 258H243ZM105 258H106V257H105ZM108 258H109V256L107 257V259H108ZM136 258H137V257H136ZM153 258H154V259H153ZM155 258H157L158 261H157V259H155ZM175 258H176V259H175ZM206 258H207L208 260H207ZM211 258H212V259H211ZM217 258H218V261L220 260L219 262L217 261ZM224 258H225V259H224ZM232 258H234V259H233V260H230V259H232ZM240 258L238 259V264H240L239 262H241ZM257 258H258L259 260H258ZM260 258H261V259H260ZM133 259H135V257H134ZM137 259H138V258H137ZM149 259H148V260H149ZM186 259H187V260H186ZM200 259H201V260H200ZM204 259H205V260H204ZM249 259H250V260H249ZM255 259H256V261H255ZM0 260H1V259H0ZM59 260H60V259H58V261H59ZM99 260H100V259H99ZM110 260H111V259H110ZM127 260H125L123 264H125V262H126V264H127ZM131 260H132V259H131ZM143 260L146 261L145 257H144L142 260H140L139 262L142 263L141 261H143ZM148 260H147V261H148ZM155 260H156V261H155ZM160 260H162V263H161ZM165 260H166V261H169V262H166ZM239 260H240V261H239ZM3 261H4V260H3ZM56 261H57V260H56ZM104 261H105V260H104ZM104 261L102 262L103 264H105ZM145 261H143V262H145ZM147 261H146V264H148ZM151 261H153V262H151ZM187 261H188V262H187ZM191 261H193V262L191 263ZM194 261H196V262H194ZM202 261H203V262H202ZM230 261H231V262H232V261H235V262H232V263H231ZM248 261H249V262H248ZM253 261H254V262H253ZM100 262H101V261H100ZM100 262H99V264H101ZM105 262H106L107 264L109 263V262H107V261H105ZM130 262H131V261H130ZM130 262H128V263L131 264ZM132 262H133V261H132ZM139 262H137V263L140 264ZM159 262H160V263H159ZM163 262H164V263H163ZM3 263L13 264L12 262H6V261H4ZM16 263H18V262H16ZM121 263H122V262H121ZM121 263H120V264H121ZM250 263H249V264H250ZM0 264H2V260H1V263H0ZM14 264H15V262H14ZM19 264H20V263H19ZM59 264H61V263H59ZM133 264H134V262H133ZM170 264H172V263H170ZM205 264H206V263H205Z\"/></svg>",
	"mask_w": 264,
	"mask_h": 264
}]
</instances>
